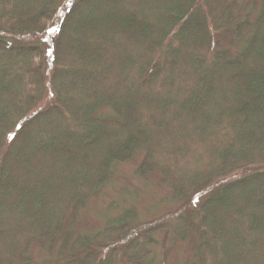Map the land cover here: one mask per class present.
<instances>
[{
    "label": "trees",
    "instance_id": "obj_1",
    "mask_svg": "<svg viewBox=\"0 0 264 264\" xmlns=\"http://www.w3.org/2000/svg\"><path fill=\"white\" fill-rule=\"evenodd\" d=\"M137 154L202 199L64 234ZM186 237L193 264H264V0H0V264H149Z\"/></svg>",
    "mask_w": 264,
    "mask_h": 264
},
{
    "label": "rangeland",
    "instance_id": "obj_2",
    "mask_svg": "<svg viewBox=\"0 0 264 264\" xmlns=\"http://www.w3.org/2000/svg\"><path fill=\"white\" fill-rule=\"evenodd\" d=\"M258 3L256 1L257 5ZM255 14L253 11L251 19ZM224 44L230 47L233 53L239 48L227 40ZM139 160L140 154H137L129 161L119 163L101 190L90 197L78 214L66 222L64 234H68L70 238L79 234H91L126 208L131 209L137 222H146L164 213L175 211L187 201L191 205L202 199L200 195H191L188 198L178 196L173 191L171 180L160 172L155 171L146 177L138 176L135 170ZM194 243V239L186 237L178 241L167 253L160 245H154L147 260L149 264L196 263ZM30 253L37 264H57L54 262V249L48 252L33 246Z\"/></svg>",
    "mask_w": 264,
    "mask_h": 264
},
{
    "label": "snow or ice",
    "instance_id": "obj_3",
    "mask_svg": "<svg viewBox=\"0 0 264 264\" xmlns=\"http://www.w3.org/2000/svg\"><path fill=\"white\" fill-rule=\"evenodd\" d=\"M53 30L52 28L49 29V31Z\"/></svg>",
    "mask_w": 264,
    "mask_h": 264
}]
</instances>
